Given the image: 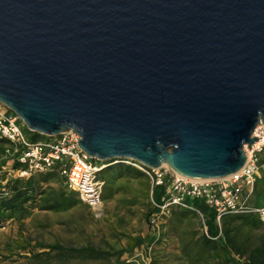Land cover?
<instances>
[{
  "label": "water",
  "instance_id": "obj_1",
  "mask_svg": "<svg viewBox=\"0 0 264 264\" xmlns=\"http://www.w3.org/2000/svg\"><path fill=\"white\" fill-rule=\"evenodd\" d=\"M0 101L101 163L228 177L264 124V0H0Z\"/></svg>",
  "mask_w": 264,
  "mask_h": 264
},
{
  "label": "built area",
  "instance_id": "obj_2",
  "mask_svg": "<svg viewBox=\"0 0 264 264\" xmlns=\"http://www.w3.org/2000/svg\"><path fill=\"white\" fill-rule=\"evenodd\" d=\"M26 124L7 105L0 101V140L4 143L0 156V197L5 194V185L12 179H29L36 174L56 171L65 178L69 191L75 192L81 203L88 206L97 216L104 209L103 192L105 183L98 179L103 165L90 158L80 147V135L69 130L48 140L31 141ZM257 142L244 147L246 163L232 175L215 180L192 179L182 176L168 166L148 168L134 161H125L140 170L150 181V204L154 212L149 223L156 236L162 226L179 208L196 212L207 234L204 215L193 204L202 200L216 213V222L226 215L255 214L264 223V202L252 207L249 203L255 186L264 178V124L260 122L254 131ZM163 188L160 202L153 194Z\"/></svg>",
  "mask_w": 264,
  "mask_h": 264
},
{
  "label": "rangeland",
  "instance_id": "obj_3",
  "mask_svg": "<svg viewBox=\"0 0 264 264\" xmlns=\"http://www.w3.org/2000/svg\"><path fill=\"white\" fill-rule=\"evenodd\" d=\"M26 129L29 130L28 127ZM99 177L105 176L101 173ZM261 181L263 178L257 183ZM107 182L109 191L111 181ZM125 186L133 191L134 196H122L109 204L104 202L103 213L99 217L81 202L67 212L32 210L25 216L15 215L0 226V264H115V258L96 259L39 249V245L92 246L113 252L127 249L130 239L135 237L146 242L125 253L122 257L125 264H227L213 259L196 263L197 241L203 231L199 217L193 213L183 217L182 211L176 209V214H172L163 224L160 236H156L147 220L150 209L148 182H127ZM130 200L132 204L127 203ZM243 230L260 232L250 225L244 226ZM151 238L153 242H149Z\"/></svg>",
  "mask_w": 264,
  "mask_h": 264
},
{
  "label": "trees",
  "instance_id": "obj_4",
  "mask_svg": "<svg viewBox=\"0 0 264 264\" xmlns=\"http://www.w3.org/2000/svg\"><path fill=\"white\" fill-rule=\"evenodd\" d=\"M27 134L30 140L34 142L45 138L49 139L46 136L29 130H27ZM3 148L4 143L0 140V156ZM95 161L100 163L98 160ZM106 173L110 174L111 172L107 171ZM49 180L61 181L62 179H59L56 172L52 171L38 177L32 176L26 180H9L5 185V194H2L0 197V226L7 220L14 218L15 215L25 216L36 208L63 212L77 204V200L74 197L75 193L69 199L63 190L42 189L40 187V183H45ZM162 192L163 188H156L154 190L153 197L155 201L160 202ZM104 197L105 194L103 195V199ZM193 204L203 213L204 224L207 228V234L203 233L197 241L198 253L195 257L196 263L213 259L227 264H264V223L258 216L255 214H231L223 216L220 224H218L216 222L215 211L202 200H194ZM176 209L173 210L172 214H176ZM180 210L183 217L190 213L198 216L196 212ZM153 212L154 209L150 207L147 214L148 222ZM246 225H250L260 232H246L243 230V227ZM201 226L203 228L202 223ZM153 240L151 238L149 242H153ZM145 242L146 240L142 238H131L127 249L114 250L113 252L99 250L92 246L73 248L63 247L59 244L39 245V249L68 252L96 259L115 258V264H125L122 260L125 253L132 252L136 247L143 245ZM241 260L242 263L240 262ZM151 264H155V262Z\"/></svg>",
  "mask_w": 264,
  "mask_h": 264
},
{
  "label": "crops",
  "instance_id": "obj_5",
  "mask_svg": "<svg viewBox=\"0 0 264 264\" xmlns=\"http://www.w3.org/2000/svg\"><path fill=\"white\" fill-rule=\"evenodd\" d=\"M260 157H261V161L264 162V153L261 154ZM99 164L103 165V168L99 172V174L103 173V175L105 176L104 178H100L99 174H98V179L105 183L104 192H103V195L105 194V197L103 199L104 202L109 204V203L114 202L116 199H118L122 196L123 197L124 196L125 197L134 196L132 194L133 191L130 188H127L125 186V184L127 182L128 183H136L139 181H147L149 184V188L147 191V198L149 201V205L152 208V206L150 204L151 184H150L149 179L140 170H138L137 168H135L134 166L128 164L127 162H125L123 160L122 161H114L112 163H105V164L100 162ZM107 171H110L111 173L107 174L106 173ZM56 174H57L59 179H62L61 181L49 180L48 182L40 183V187L42 189L52 188L53 190H63L66 192V196L69 197V199H71V197L73 196V194L75 192L69 191L65 185V178L63 176H61L58 172H56ZM39 175H44V174H36L34 176L38 177ZM261 179L262 178H260L258 180V182ZM107 180L109 182L111 181V185H110L111 187H110L109 191H107V187H106L108 184ZM260 183L263 184L262 187H260ZM260 183H257L254 195L251 196L249 199V203L252 207L261 206L264 202V178H263V181H261ZM58 184H59V186H58ZM75 195H76L75 198H76L77 204H78L80 202V200L78 199V196L76 193H75ZM131 202H132V200H130L127 203H131ZM72 208L73 207H71L70 209L63 211V212L70 211ZM34 210L38 211V212H45V213H57V212L49 210V209L40 210V209L36 208Z\"/></svg>",
  "mask_w": 264,
  "mask_h": 264
}]
</instances>
